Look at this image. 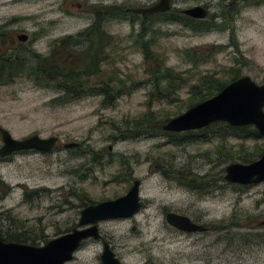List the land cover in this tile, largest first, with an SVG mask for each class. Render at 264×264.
I'll return each instance as SVG.
<instances>
[{
	"label": "rangeland",
	"instance_id": "374dc122",
	"mask_svg": "<svg viewBox=\"0 0 264 264\" xmlns=\"http://www.w3.org/2000/svg\"><path fill=\"white\" fill-rule=\"evenodd\" d=\"M146 1L108 0V8H119L116 17H108L110 58L99 64L102 77L91 75L92 87L118 78L132 88L108 106V93L89 90L75 99L76 94L48 84L45 73L31 75L43 64L50 69L58 63L76 79L81 76L75 57L81 52L74 44L78 33L51 30L44 23V12L56 0H0V59L19 57L26 65L14 83L0 86V126L18 140L35 134L59 138L51 152L0 158V236L45 246L78 228L86 207L123 197L140 180L142 210L100 222L103 240H87L68 264H101L104 242L123 264H264V182L230 184L226 168L245 163L238 155L225 157L234 147L257 161L258 152H264L263 136L225 140L223 122L177 145L152 127L131 134L144 115L158 123L185 113L194 93L206 94V80L230 84L235 75L249 76L264 85V0H178L183 9L208 5L212 15L227 13L229 4L239 12L229 27L219 19L211 32L160 25L143 38L141 28L121 20V10ZM19 32L28 35L27 42L18 40ZM61 40L67 44L56 48L53 43ZM151 40L149 58L145 45ZM52 55L57 59L44 61ZM166 70L181 75L180 85L168 98L157 97L158 75ZM70 144L75 145L66 147ZM169 212L210 230L177 232L166 220Z\"/></svg>",
	"mask_w": 264,
	"mask_h": 264
},
{
	"label": "water",
	"instance_id": "95a60500",
	"mask_svg": "<svg viewBox=\"0 0 264 264\" xmlns=\"http://www.w3.org/2000/svg\"><path fill=\"white\" fill-rule=\"evenodd\" d=\"M170 8L171 0H160L158 5L145 13L166 12ZM183 13L195 19H206L208 16V11L201 6L186 9ZM28 39L27 34L18 36L20 42H27ZM218 122L237 128L252 126L264 137V85H258L249 76L241 77L227 85L213 98L171 119L163 129L165 132L181 134L202 130ZM0 134L3 141L0 157L3 159L18 152H51L59 140L58 137L42 138L36 134L18 140L1 126ZM226 173V180L230 184L251 186L263 183L264 154L250 164L233 163L226 168ZM141 184L140 180H136L125 196L88 206L81 213L78 228L49 241L45 246L7 242L0 236V264H68L84 242L103 238L99 230L100 222L131 218L142 210ZM167 222L184 232L207 231L205 226L174 212L167 214ZM101 264H123L108 243H104Z\"/></svg>",
	"mask_w": 264,
	"mask_h": 264
},
{
	"label": "flooded vegetation",
	"instance_id": "af4514ba",
	"mask_svg": "<svg viewBox=\"0 0 264 264\" xmlns=\"http://www.w3.org/2000/svg\"><path fill=\"white\" fill-rule=\"evenodd\" d=\"M52 9H46L44 12V23L51 30L59 28L61 31H74L78 33L74 44L80 55L75 54L76 58H80L81 63H96V64H107L108 63V0H56ZM178 0H171V8L166 12H155L145 13V11L154 8L160 3V0H147L138 7L122 8V21L131 25L134 30L141 28L140 30L155 31L156 26L160 25H180L183 28H188L192 31L200 28L198 25L203 24L201 27L212 25L209 32L213 31L219 19L226 20L227 27L229 16L232 12L233 7L228 5L227 13L223 12L220 15H212L209 6L196 5L204 7L208 11L206 19H195L183 12L189 8H180L177 6ZM233 3V2H232ZM231 3V4H232ZM193 6V7H196ZM192 8V7H190ZM114 10L119 9L118 7L112 8ZM58 13L56 18H50L49 16ZM226 15V16H225ZM74 21L76 24L71 25L70 22ZM25 34V32H19ZM20 35V34H19ZM18 35V36H19ZM56 48L64 47L66 41H56L53 43ZM221 48V47H220ZM45 60L57 59V56L52 55L51 57L45 56ZM108 93L101 92L99 94ZM135 182V181H134ZM133 182V183H134ZM143 208V207H142ZM176 213V212H174ZM179 214V213H176ZM183 215V214H182ZM167 219V217H166ZM191 219V218H190ZM198 225L206 227L208 232L210 228L201 223L200 221H194ZM108 221V220H107ZM172 227V226H171ZM177 232L183 234H193L196 232H184L179 229L172 227ZM202 233V232H200ZM204 233V232H203ZM103 240V238L101 239ZM100 241V240H99ZM107 243V242H104Z\"/></svg>",
	"mask_w": 264,
	"mask_h": 264
},
{
	"label": "trees",
	"instance_id": "16d2710c",
	"mask_svg": "<svg viewBox=\"0 0 264 264\" xmlns=\"http://www.w3.org/2000/svg\"><path fill=\"white\" fill-rule=\"evenodd\" d=\"M114 11H115L114 9L108 8V17H116V14ZM238 12L239 11L236 9L232 10L231 15L230 16L227 15L228 21L233 19V13L235 15V14H238ZM202 25L203 24L198 25L201 28V31L204 29H210L212 27V25L201 27ZM149 33H152V32L145 31L143 33V38ZM110 39L111 38L108 35V46L111 44V41H112V40L110 41ZM152 42L153 40L150 41L149 45L148 44L145 45L149 53L148 54L149 58L152 56L149 51L150 50L149 46L152 44ZM109 58L110 56H108V60ZM44 61L48 63L47 60L44 59ZM55 65L56 66H52V68L47 69L46 64H43L39 69H36L34 73L31 72V75L38 76L39 73H45L48 77V81L46 80L48 84L55 85L56 88H59L60 90L66 92L67 94H70V93L76 94L73 96V98L75 99H78V98L81 99L82 97L86 95V93L90 91L95 92V93L108 92V97H106V100L104 101V103L108 104V106H111L113 102L119 96H122L125 94L126 90L128 92L132 90V88L131 89L127 88V84L125 81L120 80L118 78L109 80L108 83H104L103 86H101L100 88L92 87L93 84L91 80V75H97L100 77H102L103 75L101 68L99 67V64H96V63H90V64L85 63L84 64V63L79 62L78 65L80 69L78 71L81 72V76L78 77L77 79L73 71H70L67 73V71H65L64 68L62 69L60 64L55 63ZM25 71H26V65L25 63L21 64V60L19 57H17L15 60L11 59V57H7V59H4V58L0 59V86L14 83L15 79L20 77ZM47 71H48V74L46 73ZM158 76H160L159 80L161 83L159 84V82L157 81L158 78L156 79V81H154L158 83L155 86L153 95L155 94V91H156V95H158L157 97H161L160 93H164L167 95H162V98H168L169 97L168 95H171L174 93V90L172 88H176L178 85H180L179 79L181 75L174 74L172 70H166L163 73H160ZM237 79H239V77L235 75L233 81ZM164 82L169 83V85L167 86L166 84H163ZM117 83H119L120 85L117 86ZM227 85H229V83H222L218 80H206L205 86H204L207 89L206 94H202L201 91L200 93H194L192 98L189 101L190 108L194 107L200 102L213 98L218 93H220ZM164 88H167V90H164ZM193 89L199 90L196 86H194ZM140 121H141L140 122L141 126L138 124V128H136L137 131H133L131 132V134H135L137 136L142 131L148 130L152 127L155 131L159 130V132H162V133L164 132L166 135L170 137L171 143L176 144V145L183 143L184 141L190 140L189 136H193L195 132L193 131V132H187L183 134L165 132L163 127L168 122V120L167 121L162 120L156 123L154 116L149 117L147 115L146 116L144 115V118ZM217 124H223V123H217ZM220 136L224 138L225 140L228 137L237 138L241 140V139H247L250 136L252 138H258L260 134L257 131V129L252 128V126L237 128V127H232L226 124V126L221 127ZM226 146L225 148L223 147L221 149L222 150L226 149ZM261 154L263 155L264 152L263 151L258 152V155H261ZM235 155H238V158L243 160L245 164H250L254 162V160L252 159L253 156H251V154L245 155L242 153V151L239 152V151L234 150V147L228 148L225 154V157L230 158ZM8 240L10 242L13 241V242L21 243V240L13 236H10Z\"/></svg>",
	"mask_w": 264,
	"mask_h": 264
}]
</instances>
